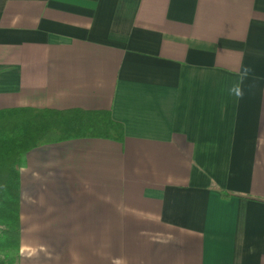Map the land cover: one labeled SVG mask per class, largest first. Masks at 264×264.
<instances>
[{"label":"crops","instance_id":"1","mask_svg":"<svg viewBox=\"0 0 264 264\" xmlns=\"http://www.w3.org/2000/svg\"><path fill=\"white\" fill-rule=\"evenodd\" d=\"M10 109L124 128L27 153L15 264H264V0H0Z\"/></svg>","mask_w":264,"mask_h":264},{"label":"trees","instance_id":"2","mask_svg":"<svg viewBox=\"0 0 264 264\" xmlns=\"http://www.w3.org/2000/svg\"><path fill=\"white\" fill-rule=\"evenodd\" d=\"M83 138L123 141L124 128L111 113L82 110L10 109L0 111V217L7 222L0 242L16 251L21 242L20 169L27 153L36 148ZM223 192L222 199L236 197ZM17 257L0 264H15Z\"/></svg>","mask_w":264,"mask_h":264},{"label":"rangeland","instance_id":"3","mask_svg":"<svg viewBox=\"0 0 264 264\" xmlns=\"http://www.w3.org/2000/svg\"><path fill=\"white\" fill-rule=\"evenodd\" d=\"M7 222V218L5 219ZM5 220L0 217V221L5 222ZM7 225H5L4 223H0V232L2 230H5L7 227ZM17 257V253L16 251L12 250V249H7L6 244L4 245V242H0V262L5 261L7 259H13Z\"/></svg>","mask_w":264,"mask_h":264},{"label":"clouds","instance_id":"4","mask_svg":"<svg viewBox=\"0 0 264 264\" xmlns=\"http://www.w3.org/2000/svg\"><path fill=\"white\" fill-rule=\"evenodd\" d=\"M250 70H251L250 68H245L243 70V74L240 77V83H238L237 85H235L233 88L230 89V92L234 94L237 99H242L244 96L242 83H243V79L247 76Z\"/></svg>","mask_w":264,"mask_h":264}]
</instances>
